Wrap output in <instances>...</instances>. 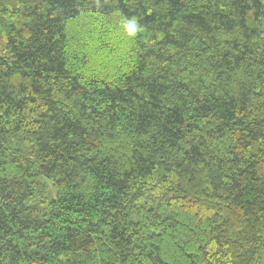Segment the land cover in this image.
I'll return each instance as SVG.
<instances>
[{
	"label": "trees",
	"instance_id": "trees-1",
	"mask_svg": "<svg viewBox=\"0 0 264 264\" xmlns=\"http://www.w3.org/2000/svg\"><path fill=\"white\" fill-rule=\"evenodd\" d=\"M0 264H264V0H0Z\"/></svg>",
	"mask_w": 264,
	"mask_h": 264
}]
</instances>
